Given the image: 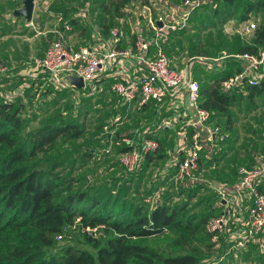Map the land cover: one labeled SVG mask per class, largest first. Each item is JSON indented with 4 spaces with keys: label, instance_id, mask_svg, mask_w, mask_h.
Listing matches in <instances>:
<instances>
[{
    "label": "trees",
    "instance_id": "1",
    "mask_svg": "<svg viewBox=\"0 0 264 264\" xmlns=\"http://www.w3.org/2000/svg\"><path fill=\"white\" fill-rule=\"evenodd\" d=\"M132 1L134 0L98 2L103 15L115 20L123 17L125 8ZM175 1L174 4H183L186 0ZM220 1L228 6L242 8L244 6L239 15L240 20L249 19L257 11L264 9V0ZM206 3L207 0L198 7ZM50 4L47 11H50ZM51 8L57 12L61 11L59 13L62 15V23L70 26L77 23L75 17L64 19L65 8H63L65 10L54 6ZM213 9L218 14V9L216 7ZM113 24L107 19L100 23L105 35L109 36ZM187 28L186 25L173 32L167 45L174 35ZM251 33L248 42L236 46V54L245 52L253 54L264 49V25H257ZM166 46L165 53L168 49ZM188 54L187 60L191 59L195 64L191 68V73L200 85L198 105L209 110V123L217 116H223L227 122H231V109L234 105L243 101L253 102L264 92V75L254 86H235L224 92L221 82L235 72L239 73L242 63L233 58L229 62L222 59L218 62H224L226 67L221 71L211 72L204 67L206 63L211 62L205 51L193 48ZM199 57L207 58L200 60ZM38 70L41 71L40 68ZM42 73L47 76L43 71ZM4 76H9V68L0 79ZM45 80L48 86L41 93L45 97L49 94L62 95L66 90L73 92L68 88L55 89L49 79ZM95 80L96 78L93 83ZM113 80L115 82L117 79ZM91 85L92 83L87 90L75 91L82 92L77 100L79 103L84 99L91 100L94 96L96 89L93 90ZM29 87L23 96L18 94L12 100L0 97V264H264V249L261 252L257 251L256 245H250L251 241L243 245L244 249L248 250L243 252L240 260L234 257V251L230 249L231 244L226 242V234H221L218 246L211 241L205 223L210 218L222 214L220 205H214V202H220L221 198L219 199L216 193L211 194L212 197L207 201L203 214L191 213L188 200L195 197L200 186L190 188L179 184L190 178L176 180L175 186L172 180H169V189L163 192L159 202L152 208L145 200L143 201V194L137 197L139 185L138 189L134 187L135 194L129 193L133 177L124 180L117 190L83 184L81 178L75 176L73 162L69 161V157L60 151L49 154L51 150L58 149V144L81 138L83 127L74 119L70 117L66 119L65 115L59 114L46 117L40 123L34 124L36 115L32 117L24 115L27 101L31 102ZM59 90L63 91L58 92ZM114 102L116 105L113 121L118 123L122 116H129L128 104H124L118 96ZM155 104L160 103L150 100L143 104L140 110L143 111L146 107L154 108ZM116 117H119L117 121ZM187 126L189 143L194 128L191 125ZM222 131L224 132L223 128ZM132 132L133 128L130 127L115 130L112 141L124 137L131 140V145L121 143L113 149L116 157L118 153L132 149L141 151L146 139H155L148 135L145 140L137 143L133 140L137 134ZM202 135L206 139V132ZM158 145L155 151L142 153L134 172L129 173L120 165L123 172L129 175L136 172L140 174L154 159L163 158L167 147L160 140ZM95 148L96 145L86 147L82 151V156L91 158ZM184 157L181 155L169 177L175 175L178 164ZM200 164L199 158L198 166ZM165 182L166 180L160 183ZM262 185L263 183L258 185V189L264 192V188L260 187ZM152 190L153 187L145 190V195L150 194ZM180 195L185 197L183 202L177 199ZM66 226L70 227L64 234ZM166 232L172 234V244L178 251L160 252L148 243L149 238ZM62 234L63 238L57 240L56 237ZM68 235L72 242L55 250ZM194 241H199L200 245H195ZM254 250L257 254L251 258L249 252Z\"/></svg>",
    "mask_w": 264,
    "mask_h": 264
},
{
    "label": "rangeland",
    "instance_id": "2",
    "mask_svg": "<svg viewBox=\"0 0 264 264\" xmlns=\"http://www.w3.org/2000/svg\"><path fill=\"white\" fill-rule=\"evenodd\" d=\"M98 1L99 0H52L50 1L51 4L49 3L50 11L39 13V16L32 22V25H28L27 22L23 20L21 21L20 18V21L18 20L15 25L12 26L10 19H7L6 16L11 18L13 16V10L18 8L19 5H22V1L0 0V63L9 68V76H4L0 79V97L12 100L17 96L16 88H18V94L23 96L27 91L26 89L30 86L31 96H29V99H31V102L27 101V103H29H26L27 107L24 115L26 117L36 115L37 117L33 121L34 124L40 123V121L46 117L59 114L65 115L66 119L69 117L74 119L84 129L81 138L67 141L64 144H58V149L51 150L49 154L56 153L57 151L62 152L64 156L69 157V161L73 162L74 174L81 178L83 184L94 185L100 189L109 188L111 190H117L119 185L123 184L124 180L133 177L130 183L131 188L129 193L135 194L134 187L138 189L139 185L137 197H141L143 194L142 197L144 201V198L149 195L148 193L145 195V190L150 189V187L155 189L159 186H168L167 179L170 175H167L174 169L171 167L169 170L170 172L164 175L160 174L161 169L165 167V160H155L154 163L149 165L140 174L136 172V174L129 175L123 172L124 170L120 166L121 164L118 157H116V153L113 152L107 156H101L100 158L93 155L91 158H87L82 156V151L86 147L89 148L96 145L98 148L101 147L100 145L109 143L114 139L113 135L115 130L120 127L123 129L129 127L134 128L138 124H149L153 126L160 120L162 114H149L150 111L148 110L149 108H147L142 116L135 112V107L129 106V116H122L120 122L114 123L113 117L116 103L114 102V98H111L109 95H102L100 96L102 99L98 97V100H96V96H93L91 100L84 99L79 103L77 100L82 92L76 93L66 90L62 95L54 96L53 94H49L47 97L41 94L48 86V82L43 79L44 75L38 70L35 60L43 56L46 48L55 39L56 34L52 32L56 26L54 16L56 14L61 15V13H59L61 11L57 12L53 10L51 6L59 7L60 10L66 9L65 20H69L77 13L79 14L82 12L83 17H77L80 25L77 30L82 39H84L87 37L90 24L96 23L100 25V23H103L104 20L106 21L107 19L109 23H114L112 27L119 26L117 24L118 19L111 20L103 15ZM174 1L175 0H134L130 2L124 10V15L121 17L123 19L122 25L125 23L129 24L128 22H130L133 26L139 14H146L152 19H156L161 13L164 19H166L167 16L168 19H170L184 11L185 8L183 4H174ZM39 3L40 0L37 6H39ZM215 3L216 5H214ZM214 7L218 9V14L214 12ZM159 8H164L165 12H162V9L159 12ZM243 8L225 5L221 3L220 0H207L206 5L193 9L190 20L188 21L189 23L187 24L188 28L174 35L167 49L166 55L172 67L178 68V63L185 62L188 58L187 54L193 48L198 51H205L206 55H208V60L211 62H215L217 59H224V61L228 60V62L231 61L230 59L233 58L232 56L236 54V46L239 43L248 42L252 36V33L241 34L237 31L238 25L245 21L239 18ZM249 19L255 20L257 25H264V9L257 11L256 14L252 15ZM1 20H4V22ZM132 26L128 25L127 29L130 30ZM83 43L84 42L81 41V44ZM61 91L63 90H59L58 92ZM231 113V121L233 120V123L231 122L232 127H228L230 123L226 121L225 117L218 121L227 134L226 140L221 143L230 141L231 136L239 134L243 137L244 144H240L237 151L235 150L236 144L218 145L231 146L230 152H233L231 154L233 157L229 160L227 159L228 161H225L224 164L230 168H232V166L237 168L248 160L246 159L244 162V158L252 156L264 147V92L256 97L253 102L243 101L234 105L231 109ZM234 126H236V128L238 127L237 132H235ZM107 134L109 136H107ZM154 135L159 140L163 139L168 150L172 147L171 140L173 136L167 133V131L158 130ZM89 141H91V143ZM203 154H205L204 148L200 151V156L202 157ZM207 161V158L202 157V163L194 172L192 178L181 183L179 182L182 186H189L190 188L200 186L199 189H197L195 197L188 200L190 212L197 215L203 214L207 201L212 197L210 196L212 191H215L216 184L212 180L220 177H225L224 180H227V174L219 176L215 173L217 171H214L212 167L208 169L212 163L209 162L210 164H208ZM230 174L231 176L229 177L233 179L232 171H230ZM163 178H165L166 182L159 185ZM230 178L229 181L231 180ZM208 196L210 197L207 200ZM184 198L183 195H180L177 199L183 202ZM149 205L152 208L155 204ZM147 241L160 252L169 253L178 251L172 244V234L170 232L151 237ZM69 242H72V240L69 239L68 235L60 242L55 250L65 246ZM193 243L197 246L200 245L199 241H194ZM244 247L245 246L238 249H231L234 251V257L237 260H240V256L243 252L248 250L244 249ZM249 253V256L252 258L253 255L257 254V251L254 250Z\"/></svg>",
    "mask_w": 264,
    "mask_h": 264
},
{
    "label": "built area",
    "instance_id": "3",
    "mask_svg": "<svg viewBox=\"0 0 264 264\" xmlns=\"http://www.w3.org/2000/svg\"><path fill=\"white\" fill-rule=\"evenodd\" d=\"M38 0H34V3ZM52 0H46L50 2ZM205 0H186L183 2L184 11L168 19L160 16L154 20L148 19V32L143 29L135 31V38L128 46H121L124 32L120 27H112L108 38L97 40L93 44L70 47L62 32H57L55 39L46 48L43 56L35 60L40 72L46 73L55 89H71L73 92L87 90L92 83V89H98L93 80L111 65H123L127 61L130 66L135 65L134 76L122 75L111 86L112 92L119 97L123 103H135L142 106L150 100L162 103L168 99H175L181 95L186 97L188 106L192 112V118L187 122L194 130L188 143L185 157L179 162L174 175L175 180L182 181L192 178L198 168L200 151L204 141H224L226 133L218 125H210L209 110L198 105L200 85L191 73V59L187 60L180 67H172L169 58L165 53V46L168 44L171 34L187 25L189 16L193 9L204 3ZM58 22L63 25L62 30H70V25L62 23V16L57 15ZM160 21L159 25L157 22ZM32 25V21H27ZM257 27L255 20H245L241 22L237 31L241 34L251 33ZM242 63V71L232 75L221 82L222 91L228 92L232 87L240 85L254 86L259 83L264 75V49L258 53H241L232 56ZM207 58V57H206ZM199 57L200 60L206 59ZM217 59L216 61H219ZM215 61V62H216ZM8 71V67L0 63V76ZM81 78L82 88H76L70 83L69 77ZM206 132V139L203 137ZM127 143L131 145V140L124 137L120 140L110 141L104 146L95 148L93 156L100 158L112 154L113 149ZM158 148L155 139H146L142 150L132 149L127 152L118 153L117 157L124 169L132 173L139 165L142 153L153 152ZM237 174L239 181L236 189L232 193L237 198L229 208L220 216L212 217L205 223V229L210 234L211 241L216 246L219 245V237L226 234V242L236 240L237 244H246L254 240V237L264 234V192L258 189V185L264 183V149L260 155V162L253 166L238 167ZM161 192L156 191L152 196L144 199L148 204L154 205L159 202ZM231 196L230 198H232ZM229 198V199H230ZM229 199L223 200L229 203ZM238 201L241 206L247 203L245 216L240 218L237 224L241 229L233 234H229V219L233 211V204ZM70 226L64 228V234L68 232ZM89 230V228H88ZM57 240L63 238L58 235Z\"/></svg>",
    "mask_w": 264,
    "mask_h": 264
},
{
    "label": "crops",
    "instance_id": "4",
    "mask_svg": "<svg viewBox=\"0 0 264 264\" xmlns=\"http://www.w3.org/2000/svg\"><path fill=\"white\" fill-rule=\"evenodd\" d=\"M38 1L34 3V9H33V14H32V18H31L32 22H34L35 19H37L36 17L39 16V13L49 12V11H47V8H48V4L50 2L47 3L46 1L40 0L39 6H37ZM161 5L163 6L162 3H161ZM20 6L21 5H19V7ZM144 8H146V7H144ZM156 9H158V8H156ZM161 9L162 8H159L158 11L160 12ZM162 12H165L164 8L162 9ZM79 14L77 13L74 17H76V19L79 16L83 17L82 12ZM5 16H6V14H5ZM160 16H162L161 13H160L159 17ZM6 18L10 19L12 26H14L18 20L20 21V18H21V21L23 20V21L27 22L21 16L15 17L13 15L11 17L12 19L8 18L7 16H6ZM149 18H151V17L147 16L146 14H139L138 19L136 20V22L134 21L135 23L133 26L130 22H128L129 24L125 23L122 25L123 19L122 18L118 19V23H117L119 25L118 27H120L124 32V37L120 43L121 46H128L130 43L133 42V39L135 38V31L136 30L143 29L145 32H148V19ZM153 19H155V18H153ZM4 20H5V18H4ZM4 20H1V21L4 22ZM54 20H55L54 22H55L56 26H55L54 30H52V32H54V34H57V32H62L65 35V40L70 47L77 48L80 46L93 44L97 40L108 38V36L103 33V28L99 24H96V23L90 24L87 37L82 39V37L80 36V33L77 30L78 27L80 26L78 23V20L74 26L71 25L70 30H68V31L62 30L63 25H61V23L58 22L57 14L54 16ZM128 25L132 26L130 28V30L127 29ZM123 26H125V27H123ZM81 27H83V26H81ZM81 41H83L84 43L81 44ZM166 47H169V45H167ZM235 61H238V60H235ZM238 62H240V61H238ZM183 63L184 62L178 63V66L179 67L182 66ZM193 63L194 62L192 61L191 65H190L191 68L194 67V65H195ZM116 65L117 64L114 65L115 66L114 68L111 67V65L104 68V70L97 75L96 80L94 81V85H97L98 88H101L100 90H98L96 88V92H95L94 96H96L97 98L98 97L100 98V96H102V95H105V96L109 95L111 98H114V100H115L116 94L114 95L113 94L114 92H112V90H111V86L114 83L113 79H118L119 77H122V75H124V74L129 75V76H134L135 65L130 66L127 61H124V64L118 65V67ZM204 67L208 71L218 72V71L223 70L226 66H225L224 62L216 61V62L206 63L204 65ZM241 71H242V69H240L239 73ZM40 73H42V72H40ZM236 74H238V73L235 72L234 75H236ZM192 76H193V74H192ZM45 78L46 77L44 76L43 79L45 80ZM193 78H194V76H193ZM97 79H99V80H97ZM194 79L196 81H198L196 78H194ZM245 85H247V84L240 85L239 87H241V86L243 87ZM15 90H17L16 93L18 95V88H16ZM83 97H86V96H83ZM100 99H102V98H100ZM124 104H126V103H124ZM129 106L135 107L136 108L135 112L138 113L139 115H142V116L144 114L143 112L147 108H149L148 109L150 111L149 114H155V113H157V114L161 113L162 114V117L160 118V120L158 122H156L153 126H151L149 124H140L137 127L133 128L132 133L137 134V137L136 136L133 137V140L136 141L137 143H140L142 141V139L145 140V138L148 137V135H151V137L157 139V142L159 144V139L157 137H155V135H154V133H156L158 130L167 131V133H169L173 136V138L171 140L172 147H170L169 150L167 149L165 156L161 159H154V161H152L151 163L148 164V166L151 165L152 163L155 162V160H159V161L165 160V162H164L165 167L161 169L160 174L164 175L167 172H170L169 171L170 168L173 167V169H174L175 164L181 158V155L185 156L186 151L188 149L187 132L189 131V128L186 124H187V122H189V120H191L192 112L188 106L186 97L184 95H181L175 99H168L167 101H164L160 104H155L154 108L146 107L143 111L140 110V108L142 106H137L135 103H128V106H127V113L128 114H130V112H128ZM215 118H213L211 123H209V124L210 125H218L219 127H221V125L218 123V121H219V119H222L224 117L223 116H217ZM115 119L117 121L119 119V117H116ZM231 122L233 123V120ZM231 122H228V123H230L228 127H232ZM238 127H239V125H238ZM238 127L236 128V126H234L235 132H237ZM160 141L164 142L163 139H160ZM224 141H221V142H224ZM221 142L211 141V140L206 139L203 143L204 144L203 148H204L205 154H203L202 157L208 159V161H207L208 164H210L209 162L212 163V165L210 167H208V169H210L212 167V169L214 171H217L215 173H217V175H219V176L227 174V180L228 181L224 180L225 177L214 178L212 180L216 184L215 185V191H212V194L216 193L217 196H219V199L221 198V201L220 202L219 201L214 202V205L215 206L220 205V207L222 209V213H223V212H225V210L227 208H229L231 206V204L237 198L236 193H235V195H233L232 193L236 189V185L239 181V177L237 174L238 167H240V166H253V165H256L258 162H260V155H261L264 147L262 150L257 151L252 156H248V157L244 158L243 159L244 162L246 159H248L244 164L239 165L237 168H235V166H232V168H230L229 166H225L224 162L228 161L229 159H231L233 157V156H231V154L233 152H230L231 146H228V145L219 146L218 144H236L235 150L237 151L240 144H244L243 143V137L239 134L238 135L234 134L233 136L230 137V141H227L225 143H221ZM172 157H173V159H172ZM202 157H200L201 163H202ZM148 166H146V168ZM230 171H232L233 179L229 177V176H231ZM169 175L170 174H168L167 176H169ZM229 178L231 179L230 181H229ZM164 180H165V178H163L161 180V182ZM169 180H172L173 186H175L176 180H175L174 176L168 177L167 184H168ZM204 182H206V181H204ZM159 185H161V183H159ZM260 187L264 188V183ZM167 188L169 189V184L167 187L159 186V187L153 189L152 192L149 195H147V197L152 196L156 191H160L161 195H162L163 192L165 191L164 189H167ZM161 195H160V198H161ZM231 196H233V197L230 198ZM224 198H227V199L230 198L229 199L230 202L227 203L226 201L223 200ZM239 205H240V203L238 201H235V203L233 204L234 213L231 214V217L229 219L230 225L227 227L228 231H229L228 235L233 234V233H235L241 229V225L237 224V222L239 221L240 218L245 216V208L247 206V203H243V204H241L240 207H238ZM228 244H231L230 249H232V248L238 249V248H241L243 246L242 244H237L236 240H234ZM250 244L256 245L257 251L261 252V250L264 249V234L257 236V237H254V240H252Z\"/></svg>",
    "mask_w": 264,
    "mask_h": 264
},
{
    "label": "water",
    "instance_id": "5",
    "mask_svg": "<svg viewBox=\"0 0 264 264\" xmlns=\"http://www.w3.org/2000/svg\"><path fill=\"white\" fill-rule=\"evenodd\" d=\"M34 9V0H22V5L16 9L13 10V15L15 17H23L26 21H30L32 18ZM159 25L161 24L160 21L157 22ZM69 81L71 84H73L76 88H82L83 87V81L81 78L72 77L70 76Z\"/></svg>",
    "mask_w": 264,
    "mask_h": 264
}]
</instances>
